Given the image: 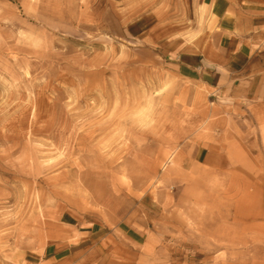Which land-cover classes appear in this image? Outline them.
<instances>
[{"label":"rangeland","instance_id":"374dc122","mask_svg":"<svg viewBox=\"0 0 264 264\" xmlns=\"http://www.w3.org/2000/svg\"><path fill=\"white\" fill-rule=\"evenodd\" d=\"M199 2L0 0V264H264V89L182 76Z\"/></svg>","mask_w":264,"mask_h":264},{"label":"crops","instance_id":"0c3cea01","mask_svg":"<svg viewBox=\"0 0 264 264\" xmlns=\"http://www.w3.org/2000/svg\"><path fill=\"white\" fill-rule=\"evenodd\" d=\"M199 5L203 34L190 51L177 54L182 76L207 85L228 82L239 90L251 87L255 92L262 91L264 0H200ZM20 264L35 262L27 260Z\"/></svg>","mask_w":264,"mask_h":264}]
</instances>
